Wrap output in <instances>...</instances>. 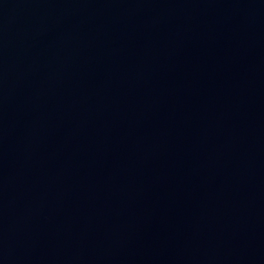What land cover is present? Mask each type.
<instances>
[{"label":"water","instance_id":"1","mask_svg":"<svg viewBox=\"0 0 264 264\" xmlns=\"http://www.w3.org/2000/svg\"><path fill=\"white\" fill-rule=\"evenodd\" d=\"M0 264H264V0H0Z\"/></svg>","mask_w":264,"mask_h":264}]
</instances>
